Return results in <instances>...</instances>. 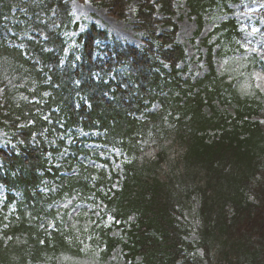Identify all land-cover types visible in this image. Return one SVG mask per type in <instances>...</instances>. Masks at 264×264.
I'll list each match as a JSON object with an SVG mask.
<instances>
[{
    "label": "trees",
    "instance_id": "obj_1",
    "mask_svg": "<svg viewBox=\"0 0 264 264\" xmlns=\"http://www.w3.org/2000/svg\"><path fill=\"white\" fill-rule=\"evenodd\" d=\"M70 1L0 0V88L7 76L15 75L16 91L28 98L15 97L6 87L0 104V126L12 130L17 143L23 141L19 155L0 149V184L8 191L0 211V264H46L62 254L83 257L86 244L102 264L118 248L139 264H264V123L254 120L264 117V96L241 91L246 73L233 57L240 37L234 21L216 29L221 36L217 44L243 69L218 74L207 39L209 74L193 84L179 76L178 65L187 58L175 42V31L157 33L159 23L174 26L175 0H138L137 18L146 46L120 50V64L128 71L117 81L105 82L109 70L102 67L104 76L95 81L99 66L92 62L94 42L107 38L95 26L79 38L84 41L83 62L74 67L72 55L65 67L60 66L65 48L60 33L72 20ZM131 1L92 0L116 18H125ZM225 1L188 0L199 30L206 13L224 7ZM158 6L162 19L155 17ZM18 7L25 12L14 14ZM9 29H33L47 40L37 36L35 41L19 42L24 51L9 48L8 40L18 42ZM217 102L233 107V113L220 112ZM154 103L160 110L149 112ZM76 127L94 131L99 142L127 157L121 176L77 163L78 155L88 154L81 147L71 148L74 157L69 160L70 167L78 165V175L59 174L47 152L65 149L62 141L54 149L52 139L69 130L73 134ZM45 179L56 183V194L40 191L51 188ZM13 191L20 193V200ZM73 195L101 202L103 219L114 218L124 236L114 237L113 229L103 226L89 227L86 212L67 227L66 217L61 221L55 211H48L57 199ZM196 202L198 239L189 241L190 231L181 218ZM12 203L16 213H8ZM46 217L56 223V231L41 228Z\"/></svg>",
    "mask_w": 264,
    "mask_h": 264
},
{
    "label": "rangeland",
    "instance_id": "obj_2",
    "mask_svg": "<svg viewBox=\"0 0 264 264\" xmlns=\"http://www.w3.org/2000/svg\"><path fill=\"white\" fill-rule=\"evenodd\" d=\"M27 1V0H24ZM157 1V0H153ZM160 1V0H159ZM137 2L134 1V4L130 7L126 20L118 19L108 13L104 8L100 6H95L91 3L90 0H72L70 2V15L72 17L70 27L63 32V37L73 48L78 46L76 40L78 36L86 32L90 25L96 24L102 30H105L112 36L116 41H119L123 44L132 43L133 46L141 47L143 44V36L141 33H138L135 30V8ZM174 7L177 10V16L174 19V23L178 27L177 39L178 41L186 47L187 50V61L180 64L179 69L181 73L179 76L183 81L191 80L196 82L203 78L208 72L207 65V49L202 46L204 39L212 32L213 28L220 21L225 19H236L240 23L239 31L242 33L244 40L250 44L246 45L247 52L245 53L246 57L251 55H257L256 62L254 67L251 68V73L249 77H246V82L244 86V93L249 94L253 90L254 92H259L264 95V58L261 56L262 51L260 49L264 48V0H236L229 1L227 3L228 12L218 13H209L206 16V21L208 22L204 25L203 31L200 36L192 42L196 31L198 30L197 21L194 17H190L189 11L186 6V0H177ZM17 10L19 9L16 8ZM20 10H25L21 8ZM209 15L211 17L209 18ZM54 15H51L53 17ZM159 16V15H158ZM11 18H6L5 21H11ZM44 22V21H43ZM21 23V22H20ZM31 29L26 30L25 32H16L13 29H9L10 35H17L18 39H30ZM216 39H212L210 42L213 43ZM74 44V46H73ZM70 50L66 51L69 54ZM217 50H215V53ZM259 55V56H258ZM243 57L244 55H240ZM260 57V58H259ZM216 67L219 72L223 70V61L216 57L215 59ZM3 66V65H2ZM4 70L8 71V68L4 65ZM17 77L14 75L12 78H6V84L4 87L0 88V104L4 103L6 93V87H9L10 94L13 96H23L20 92L16 91ZM21 87V85L19 86ZM252 92V93H254ZM251 93V94H252ZM22 99H25L24 97ZM218 110L220 112L233 113V107H230L226 104H221L217 102ZM152 112L159 111V105L156 103L151 108ZM207 113L209 108H207ZM264 122V118H259ZM258 120V119H256ZM83 138L88 139L89 135L80 134L77 140H82ZM75 143L74 138L71 137L68 139L67 145ZM85 150L90 152L89 155L80 156L78 162L85 165L89 168H95L100 171H104L106 174H117L121 176L122 174V162L126 159V156L117 150H111L110 148L94 142L86 141L83 143ZM0 146L5 148L11 147V137L9 136L7 129L4 126H0ZM68 152H65L61 157H59L57 163H61V160L67 156ZM77 168L72 170V174H77ZM118 181L113 185V189H118ZM5 199L4 188L0 186V206L3 205ZM55 211L59 212L60 216L67 215L66 223L72 224L77 217L86 212L92 218L91 225L98 223L100 219V212L104 211L102 204L96 203H87L78 201L76 196L71 198H65L58 201L54 205ZM199 209V203L196 202L192 209L184 212L183 217L181 218L183 224L190 231L189 241L197 240V234L195 229L198 227L199 222L197 219V211ZM59 216V218H61ZM132 222L134 220L132 219ZM45 224H49L48 220H44ZM112 224V220H107L104 225L109 227ZM52 226V224H51ZM114 237H122L121 230L114 228L112 234ZM140 260L132 262L128 260L123 254L121 249H117L110 258L104 264H139ZM49 264H100L98 257L95 255L85 256L81 260H68L65 257H58L55 259L54 263Z\"/></svg>",
    "mask_w": 264,
    "mask_h": 264
}]
</instances>
